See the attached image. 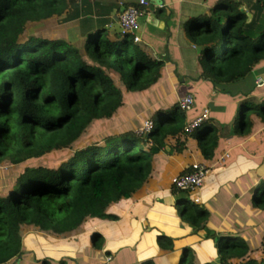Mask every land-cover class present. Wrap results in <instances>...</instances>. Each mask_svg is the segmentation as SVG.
Wrapping results in <instances>:
<instances>
[{"label":"trees","instance_id":"trees-1","mask_svg":"<svg viewBox=\"0 0 264 264\" xmlns=\"http://www.w3.org/2000/svg\"><path fill=\"white\" fill-rule=\"evenodd\" d=\"M245 2L218 0L207 15L183 23L185 38L199 48V80L214 87L232 85L264 61V2L253 0V12L247 5L250 21L241 9ZM129 6L147 11L137 1L0 0V164L17 170L0 193V264H21L20 231L25 226L59 239L81 233L89 219H114L108 207L144 187L157 155H172L192 144L201 162L211 163L222 137L247 136L257 124L264 125V99H246L231 124L206 120L187 136L188 112L173 104L149 116L154 126L145 135L124 127L102 141H83L91 126L112 119L129 97L151 92L167 61L148 57L130 34L109 40L110 16ZM156 13L163 15L165 8ZM52 18L77 23L81 49L63 39L25 35L27 24ZM170 194L179 205L181 222L192 230L184 238L204 234L213 244L208 250L217 264H264V237L260 246L251 248L229 234H207L210 213L204 205L190 195L182 198L173 183ZM261 195L257 190L253 198L264 210ZM184 238L159 234V257L178 254L168 264H213L202 259L200 245L187 244ZM103 242L99 233H92L93 250L100 252ZM156 262L150 258L133 264Z\"/></svg>","mask_w":264,"mask_h":264},{"label":"crops","instance_id":"crops-1","mask_svg":"<svg viewBox=\"0 0 264 264\" xmlns=\"http://www.w3.org/2000/svg\"><path fill=\"white\" fill-rule=\"evenodd\" d=\"M121 1L124 3L137 1L138 4V0ZM147 1L151 6L145 7L147 11L138 21V36L141 41L135 44L151 59L167 58L161 71V78L152 91L155 92L158 88L175 91V95L168 99V106L177 104L178 100L187 93L194 95L195 105L186 113L185 122L188 123L206 108L209 112L208 120L229 125L238 116L239 104L242 101L264 99V61L256 65L244 80L232 85L214 87L211 83L198 79L199 48L187 41L182 25L189 18L207 15L218 0H161L162 6L159 8H165V13L161 16L157 15L158 7L152 4V0ZM244 1L246 5L241 9L250 14L247 11V5H251L253 12L255 10L252 6L253 0ZM262 16L264 18V11ZM110 18L107 37L113 41L115 34H119V14L113 13ZM134 97L132 95L128 98L130 103L136 102ZM167 104L160 103L159 107L165 108ZM226 153L228 158L223 163L216 164L218 159ZM263 156L264 125L262 124L259 126L257 124L247 136H227L220 139L218 155L213 162L207 163L211 167L210 172L204 179L202 187L192 194L198 196L199 204L204 205L210 213L207 234L210 232L229 234L242 239L251 248L260 246L264 237V210H260L259 206L254 204L253 194L260 185V190L264 189ZM201 161L202 156L193 151L192 144L191 148L188 146L186 150L172 155L164 153L157 155L153 161L152 173L144 187L133 197L108 207L107 214L114 219L104 221L90 219L94 222L91 223L88 231H81L77 234L79 237L74 235L64 238L72 241L86 232L90 235L97 232L104 239L102 249L100 252L96 251L97 259L102 260L101 257L105 254L110 258V261L105 264H115L121 251L129 250L132 255L127 253L128 255L117 264H133L143 261L146 258L145 254L148 255L149 251L159 252L156 244L159 234L173 239L189 236L192 232L189 233L188 230H181L178 226H174L175 228L166 226L165 222L169 219L174 220L177 215L176 198L170 194V187L174 179L181 175L190 164ZM116 205L120 206L118 212L114 209ZM170 208L173 209L169 212L165 211ZM158 216L161 221L157 220ZM248 230L254 231L256 238L249 237ZM204 239L203 234L191 235L183 240L187 244L192 243L197 246L209 243L211 245L208 249H213L212 242ZM255 243L258 245L254 246ZM213 254L209 250V256L213 257ZM135 258H138V261L132 263ZM206 258L209 260L208 255ZM39 264L46 263L43 260Z\"/></svg>","mask_w":264,"mask_h":264},{"label":"rangeland","instance_id":"rangeland-1","mask_svg":"<svg viewBox=\"0 0 264 264\" xmlns=\"http://www.w3.org/2000/svg\"><path fill=\"white\" fill-rule=\"evenodd\" d=\"M26 36H35L43 39H63L77 48L81 49L83 44V40L81 39L80 32L77 28V23H61V18H52L50 20H46L36 24H27ZM199 67V66H198ZM151 94L146 96H135L136 102L130 103L128 100V104H125L123 108L117 113L112 119L108 121H102L99 124H94L88 130L87 134L84 136L85 142H90L93 140L102 141L103 137L107 134L117 133L124 127H129L133 129V132L139 131L143 127V123L149 119L154 112H156L160 107V103L167 104L168 99L175 95V91H165L161 89H156L155 92L151 91ZM132 97V96H131ZM172 106V105H171ZM171 106H164L165 108H170ZM137 135V134H136ZM80 144L79 146H81ZM17 174V170L15 167L0 164V193H4L10 185V181L15 178ZM164 181V180H163ZM261 185L258 186L257 190L259 191L261 196L264 195V189H261ZM254 196V194H253ZM256 205V203L254 202ZM157 205V204H156ZM158 210V205L156 206ZM179 205L177 204L175 207V212H178ZM114 209L118 212L120 206H114ZM165 210L166 212L171 211ZM174 220H168L166 226L175 228L178 226L181 230H188L191 233V229L188 224L182 223L180 217L177 213ZM158 221H161V218L157 217ZM94 220H87L82 228V231H88L90 229L91 223ZM164 224V222H160V224ZM175 226V227H174ZM157 227V226H156ZM155 227V228H156ZM86 228V229H85ZM155 231H158L155 229ZM254 231L248 230L247 234L249 237L253 238L256 236ZM78 236V235H77ZM205 236V235H204ZM79 237V236H78ZM77 237V240L68 241L65 238L55 239V237L48 233L39 232L30 226H25L20 231V239L22 243V254L19 258V262L21 264H39L43 260L48 261L47 264H105V262L110 261L108 255H103L101 257L102 260L97 259L98 253L93 250L91 245V235L90 233H84L80 238ZM155 237V236H154ZM170 237V236H169ZM256 238V237H255ZM62 239V240H60ZM157 239V238H156ZM263 239V237H262ZM252 241V240H250ZM256 244V243H255ZM211 244H201L202 251L205 254L202 256L204 259L207 255L209 260L213 257L209 256L208 247ZM258 244L254 245L257 246ZM122 253L117 258L115 264H117L124 256H127L129 253L132 255V252L128 250V252L121 251ZM96 253V254H95ZM160 252L157 251H149L147 253L146 259H154L159 263L157 264H168L169 261L171 263H175L177 260L178 254L168 258L166 255H161L159 257ZM104 259V261H103ZM99 260V261H97ZM213 264H217L216 259H211ZM138 261V258H135L133 262Z\"/></svg>","mask_w":264,"mask_h":264},{"label":"built area","instance_id":"built-area-1","mask_svg":"<svg viewBox=\"0 0 264 264\" xmlns=\"http://www.w3.org/2000/svg\"><path fill=\"white\" fill-rule=\"evenodd\" d=\"M140 6L146 7L148 5L147 0H138ZM144 16L142 10L135 7H127L122 9L119 14V33L121 34H130L133 36L135 43H140V37L138 36L139 24L138 21L140 18ZM179 109L184 112H189L194 105V98L191 93L185 94L181 97L177 102ZM209 112L206 108H204L196 117L190 120L185 125V133L187 136L192 134L194 130L201 125L203 122L208 120ZM153 122L151 120H147L143 123V127L136 131L135 134L138 136L145 135L149 133L153 129ZM228 158V154H224L221 156L216 164H221L224 160ZM189 172L184 175H179L174 179L173 185L175 189L181 191L182 198L187 196H191V199L195 203H199L198 196H193L196 191H198L203 184L204 179L208 175L211 170V167L204 162H194L190 164L187 168ZM263 169H264V156H263Z\"/></svg>","mask_w":264,"mask_h":264},{"label":"water","instance_id":"water-1","mask_svg":"<svg viewBox=\"0 0 264 264\" xmlns=\"http://www.w3.org/2000/svg\"><path fill=\"white\" fill-rule=\"evenodd\" d=\"M152 4L155 6V7H161L162 6V1L161 0H152ZM247 17H248V21L251 20V16L250 14H247Z\"/></svg>","mask_w":264,"mask_h":264},{"label":"clouds","instance_id":"clouds-1","mask_svg":"<svg viewBox=\"0 0 264 264\" xmlns=\"http://www.w3.org/2000/svg\"><path fill=\"white\" fill-rule=\"evenodd\" d=\"M138 4H139V3H138ZM148 5H149V4H148ZM148 5H147V6H148ZM139 6H140V5H139ZM147 6H146V7H147ZM141 7H143V6H141ZM143 13H144V12H143Z\"/></svg>","mask_w":264,"mask_h":264}]
</instances>
